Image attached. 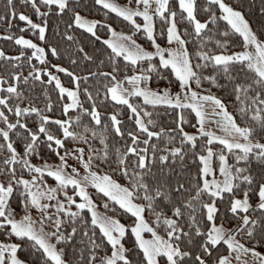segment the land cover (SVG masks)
I'll return each instance as SVG.
<instances>
[{
    "label": "snow or ice",
    "instance_id": "6c2138e0",
    "mask_svg": "<svg viewBox=\"0 0 264 264\" xmlns=\"http://www.w3.org/2000/svg\"><path fill=\"white\" fill-rule=\"evenodd\" d=\"M19 5L0 14V264H264V0L256 25L243 0Z\"/></svg>",
    "mask_w": 264,
    "mask_h": 264
},
{
    "label": "trees",
    "instance_id": "16d2710c",
    "mask_svg": "<svg viewBox=\"0 0 264 264\" xmlns=\"http://www.w3.org/2000/svg\"><path fill=\"white\" fill-rule=\"evenodd\" d=\"M119 2H131V0H118ZM74 2H79L81 4V11L82 14H91L94 17L99 18L100 16H102V13H97L96 8L93 7V0H74ZM202 3H206L207 0H201ZM232 2L236 3L239 2V0H232ZM244 3V9L247 11L249 18L253 21L254 25L258 24L261 20V16H260V7H261V0H243ZM17 6L20 7L21 10L24 11H29V9L24 8L22 6L19 5V0H17ZM5 12V0H0V14H3ZM113 19L110 22L114 23V27H116V29L118 31L120 30H125L127 28V24L125 23H121L120 19H115V14H112ZM141 22V20H140ZM23 22H20L18 20V18L13 19V25L16 24H22ZM61 27H63V25H61ZM182 27V25H181ZM6 28V24L3 21H0V30H3ZM157 30L159 31V26H157ZM19 30L16 27H13L10 32L16 33ZM26 37H30V38H34L33 34L31 32H28L27 30H25V32L23 33ZM138 42L140 43H144V39L142 37L138 38ZM0 48H3L6 52L9 53H13L15 52V47H14V43L12 41H8L2 37H0ZM54 59H58V58H54ZM167 83H169L168 81H164L160 84V87L165 86ZM221 83H223V81L221 80ZM20 87L25 89V93H26V97L27 99H25V103H28L33 95L35 94L36 96H39L40 93H42L43 89L40 88L39 85H36V87L34 89H32L31 92L28 91V89L31 87V85H24L23 83H21ZM152 87H157V84L155 81L152 82ZM205 87H207V85H205ZM173 90H176L175 85H173ZM211 91L217 95H223L225 97H227V92L222 91L221 89H218L216 87H213L211 89ZM55 99V97H53ZM226 103H229V107L231 110V104H230V100H226ZM126 108V106H125ZM57 115H59V113H56ZM11 115V114H9ZM194 116V114H192ZM30 125L32 123V121L29 122ZM194 123V121H191L189 124L185 125V128L187 131L189 132H193L195 129L192 127V124ZM160 124L161 126H165V127H174L173 124V113L171 112V110H169L167 113H165L163 111V109L161 108L160 110ZM121 144H123V141H121ZM97 145H98V141H97ZM217 148H219V145H216ZM0 155H2V153H0ZM45 155L48 156V158L50 160H55L56 157L54 155H49L47 153H45ZM33 162H39V160H37L36 157H33ZM258 170V169H257ZM52 182V181H50ZM89 193L90 195L93 196V199L97 201L98 207L104 211L103 208V200L100 198L103 194H97L96 190L93 188H89ZM106 199V197L104 198ZM122 222H126V218L121 217ZM219 222V221H218ZM127 247H131L130 244L126 243ZM264 250V249H262ZM19 254L21 257H25L28 256L29 259H35V256H30L26 250L21 249L19 250Z\"/></svg>",
    "mask_w": 264,
    "mask_h": 264
},
{
    "label": "rangeland",
    "instance_id": "374dc122",
    "mask_svg": "<svg viewBox=\"0 0 264 264\" xmlns=\"http://www.w3.org/2000/svg\"><path fill=\"white\" fill-rule=\"evenodd\" d=\"M118 2H119V1H118ZM119 3L123 5V4H129L130 2L127 1V2H119ZM141 22H142V19H141ZM27 38H30V37H27ZM173 91H175V90H173ZM206 110H208V109H206ZM213 130H214V131H219V129H216V128H213ZM39 162H40V161H39ZM72 162H73V161L70 160V163H72ZM77 166H79V165H77ZM89 188H93V187L89 186ZM93 189H94V188H93ZM98 208H99V207H98ZM99 210L102 211L100 208H99ZM102 212H103V211H102ZM34 218H35V217H34Z\"/></svg>",
    "mask_w": 264,
    "mask_h": 264
}]
</instances>
